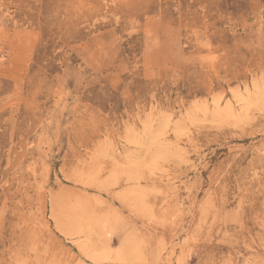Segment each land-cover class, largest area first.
I'll list each match as a JSON object with an SVG mask.
<instances>
[{
	"label": "rangeland",
	"instance_id": "374dc122",
	"mask_svg": "<svg viewBox=\"0 0 264 264\" xmlns=\"http://www.w3.org/2000/svg\"><path fill=\"white\" fill-rule=\"evenodd\" d=\"M0 264H264V0H0Z\"/></svg>",
	"mask_w": 264,
	"mask_h": 264
}]
</instances>
